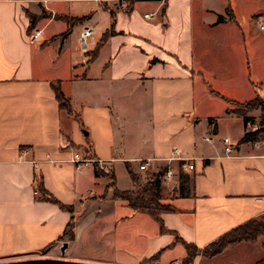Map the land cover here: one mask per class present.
<instances>
[{
    "label": "crops",
    "instance_id": "1",
    "mask_svg": "<svg viewBox=\"0 0 264 264\" xmlns=\"http://www.w3.org/2000/svg\"><path fill=\"white\" fill-rule=\"evenodd\" d=\"M122 1L0 0V264H172L186 245L202 251L264 218V140L242 142L251 130L237 112L264 98V0ZM29 15L43 31L35 43ZM65 17L87 18L64 36ZM217 96L229 103L221 116L204 108ZM174 148L193 170L167 161ZM128 166L144 183L162 173L161 201L173 207L162 223L114 195L111 173L119 191L134 188ZM71 219L74 239L63 240ZM263 259L259 237L191 264Z\"/></svg>",
    "mask_w": 264,
    "mask_h": 264
},
{
    "label": "trees",
    "instance_id": "2",
    "mask_svg": "<svg viewBox=\"0 0 264 264\" xmlns=\"http://www.w3.org/2000/svg\"><path fill=\"white\" fill-rule=\"evenodd\" d=\"M135 1L136 0H128L129 3L128 7L131 8ZM29 16L31 19L29 33H31L35 28L36 23L39 20V17L34 15H29ZM86 18L87 17H81V18L65 17L64 19L68 23V29L63 35L64 36L68 35L74 24L82 22ZM55 92L60 102L61 108L71 113V106L69 100L65 97V95L60 90V88L56 87ZM243 105H244L243 109L241 110L237 109V112L238 114L244 116L245 126L249 121L253 123L255 122V119L253 117L247 116L248 111L259 108L261 110V115L258 120V128L254 131H246L245 135L242 138V142H249V141L254 142V141L264 140V98L257 96L253 100L244 103ZM128 171L134 185V188L131 191H119L115 185L116 178L114 174L112 173L110 174L112 179V184L110 185V188L114 189V195L116 197H122L127 199L130 206L135 211L137 210V211L147 212L161 222V214L173 210V207L170 204H165L161 201L162 197L160 194V184H161L160 179L162 173L158 172V173L149 174L146 183L141 185V177L138 174H136L130 166H128ZM95 172L98 175L105 174L104 170L99 168L98 165H95ZM38 188L42 198L56 202L60 204L63 208L72 211L71 206L62 205L58 200L53 198L44 189L43 185L40 184ZM74 228H75V222L74 219H71V221L68 223L65 229L62 239L67 241L73 240L75 236ZM259 237H262V245L264 247V218L253 219L244 223L243 225L238 226L237 228L231 230L230 232L220 237L218 240L211 243L202 251L193 245H186L188 250V255L186 260H184V262L186 264L191 263L193 259L200 253H203V255L209 257L215 256L221 253L223 250H225L230 244L241 241L254 242ZM39 264H44V263H39ZM256 264H264V259Z\"/></svg>",
    "mask_w": 264,
    "mask_h": 264
},
{
    "label": "built area",
    "instance_id": "3",
    "mask_svg": "<svg viewBox=\"0 0 264 264\" xmlns=\"http://www.w3.org/2000/svg\"><path fill=\"white\" fill-rule=\"evenodd\" d=\"M128 0H123L122 1V6L124 8H128ZM145 17H149L148 14L145 15ZM263 24L261 25V28L264 29V15H263ZM42 29H34L31 33H29L28 35V38L29 40L32 42V43H35L37 41L40 40L41 36H42ZM92 35H93V29L90 28V27H85L81 33L79 34V41L81 43V45L85 48L90 39L92 38ZM247 126L248 128L251 130V131H254L258 128V122H247ZM205 139L207 141H210L211 138L206 136ZM224 142L226 144L225 146V151L226 153L230 154L234 151V145H233V142L229 139V138H225L224 139ZM26 152H27V149H21V154L19 156V160H23L25 158V155H26ZM193 160V158H189V157H185L182 155L181 151L177 148H174L172 150V153L171 155L167 158V161L168 162H173V161H180L182 162V166L184 168H187V169H190V170H193L194 169V163H192L191 161ZM78 165H82L83 163H87L88 160H80V159H76L75 160ZM149 167H150V161H146L144 163H141L140 164V169L141 170H145V171H148L149 170ZM176 173V170L174 169V167L172 166H169L165 172H164V177L166 179H171L174 177ZM172 264H186L184 261H174ZM188 264H191V263H188Z\"/></svg>",
    "mask_w": 264,
    "mask_h": 264
},
{
    "label": "rangeland",
    "instance_id": "4",
    "mask_svg": "<svg viewBox=\"0 0 264 264\" xmlns=\"http://www.w3.org/2000/svg\"><path fill=\"white\" fill-rule=\"evenodd\" d=\"M215 88V87H213ZM219 92H221L220 90H218ZM222 94H224L223 92H221ZM227 104H229L226 100H224V98L221 96H217L216 97V100L214 101V105L215 106H211L212 103L211 102H208L206 101L204 103V108H205V112L209 111V112H213L215 115H219L221 116L222 114V105L227 107ZM231 105V104H230ZM229 106V105H228ZM233 107H236L234 104H232ZM244 105L243 104H237V109H243ZM256 121V120H255ZM258 122V121H256ZM144 184V181L141 180V185ZM170 190V189H169ZM169 190H168V193H169Z\"/></svg>",
    "mask_w": 264,
    "mask_h": 264
},
{
    "label": "water",
    "instance_id": "5",
    "mask_svg": "<svg viewBox=\"0 0 264 264\" xmlns=\"http://www.w3.org/2000/svg\"><path fill=\"white\" fill-rule=\"evenodd\" d=\"M66 247H67V244H64V247H63V249H62V250H64Z\"/></svg>",
    "mask_w": 264,
    "mask_h": 264
}]
</instances>
